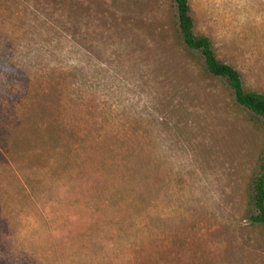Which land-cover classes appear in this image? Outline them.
I'll return each mask as SVG.
<instances>
[{
	"label": "rangeland",
	"instance_id": "rangeland-1",
	"mask_svg": "<svg viewBox=\"0 0 264 264\" xmlns=\"http://www.w3.org/2000/svg\"><path fill=\"white\" fill-rule=\"evenodd\" d=\"M188 3L264 93V0ZM263 153L174 0H0V264H264Z\"/></svg>",
	"mask_w": 264,
	"mask_h": 264
},
{
	"label": "trees",
	"instance_id": "trees-1",
	"mask_svg": "<svg viewBox=\"0 0 264 264\" xmlns=\"http://www.w3.org/2000/svg\"><path fill=\"white\" fill-rule=\"evenodd\" d=\"M174 2L180 40L185 49L189 53H198L203 61L205 73L224 81L232 92L234 102L246 109L253 118L261 121L264 127V93L243 88L240 73L216 57L207 37L195 35L188 0ZM248 197V219L251 224L264 229V153L260 159L259 170L249 185Z\"/></svg>",
	"mask_w": 264,
	"mask_h": 264
}]
</instances>
